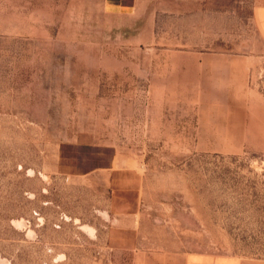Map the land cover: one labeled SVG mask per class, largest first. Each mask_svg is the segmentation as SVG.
I'll list each match as a JSON object with an SVG mask.
<instances>
[{
    "label": "rangeland",
    "instance_id": "374dc122",
    "mask_svg": "<svg viewBox=\"0 0 264 264\" xmlns=\"http://www.w3.org/2000/svg\"><path fill=\"white\" fill-rule=\"evenodd\" d=\"M264 0H0V264L264 263Z\"/></svg>",
    "mask_w": 264,
    "mask_h": 264
},
{
    "label": "crops",
    "instance_id": "0c3cea01",
    "mask_svg": "<svg viewBox=\"0 0 264 264\" xmlns=\"http://www.w3.org/2000/svg\"><path fill=\"white\" fill-rule=\"evenodd\" d=\"M111 3H138V0H110ZM255 23L257 29L260 32L261 37L264 40V1L260 2L255 6L254 13ZM243 264H246L245 262ZM255 264H264V263H255Z\"/></svg>",
    "mask_w": 264,
    "mask_h": 264
}]
</instances>
